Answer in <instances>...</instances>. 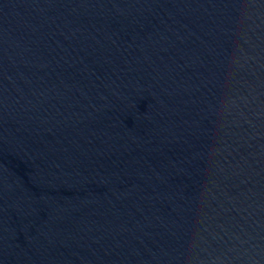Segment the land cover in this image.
<instances>
[{
	"label": "water",
	"instance_id": "95a60500",
	"mask_svg": "<svg viewBox=\"0 0 264 264\" xmlns=\"http://www.w3.org/2000/svg\"><path fill=\"white\" fill-rule=\"evenodd\" d=\"M0 264H264V0H0Z\"/></svg>",
	"mask_w": 264,
	"mask_h": 264
}]
</instances>
